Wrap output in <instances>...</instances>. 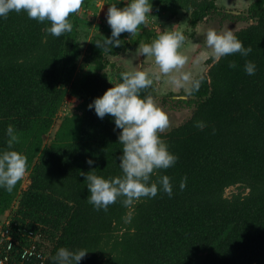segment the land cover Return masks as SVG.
I'll use <instances>...</instances> for the list:
<instances>
[{"label":"trees","instance_id":"16d2710c","mask_svg":"<svg viewBox=\"0 0 264 264\" xmlns=\"http://www.w3.org/2000/svg\"><path fill=\"white\" fill-rule=\"evenodd\" d=\"M93 3L83 0L84 7L68 18L72 31L60 37L46 31L50 22L29 19L23 11L0 18V150L11 124L19 135L14 149L26 156L29 172L26 188L22 180L12 192L0 188V218L9 219L16 239L7 264H21L20 252L31 246L44 259L33 254L22 264H53L60 247L88 250L79 264H264V0H253L237 13L216 0H152L170 18L182 11L191 28L212 20L220 26L241 23L233 33L252 51L215 64L207 58L206 71L194 77H204L199 91L185 100L177 98L186 95L183 89L161 92L155 82L142 91L178 116L188 112L160 134L177 163L152 177L168 175L173 196L158 193L130 207L119 198L107 211L88 203L80 172L105 178L122 174L120 130L88 104L121 82L120 74L133 63L127 59L124 69L117 68L110 57H129L160 33L121 35V46L107 51L95 42L111 32L95 34L81 60L88 69L77 72L79 29L92 25L88 7ZM248 60L256 65L252 76L244 71ZM229 61L237 67L230 68ZM68 100L72 111L44 144ZM197 121L206 127L197 128ZM87 159L95 164L89 166ZM234 186L237 190L226 196Z\"/></svg>","mask_w":264,"mask_h":264},{"label":"clouds","instance_id":"9594fccd","mask_svg":"<svg viewBox=\"0 0 264 264\" xmlns=\"http://www.w3.org/2000/svg\"><path fill=\"white\" fill-rule=\"evenodd\" d=\"M120 2L121 0L118 3ZM123 2V7H118V3L109 5L106 18L111 35L102 42L96 41L98 48L107 51L110 46L120 47L121 34H135L151 14L152 0ZM82 3L83 0H0V18H7L13 11H23L29 19L41 23L50 22L46 31L54 37H60L72 31L73 25L68 18L70 14L78 12ZM205 39L211 49L214 64L237 53L247 57L252 51L251 47H245L229 30L209 29ZM185 40L182 31H164L150 43L139 44L136 49L138 57L154 58L160 74L175 73L171 77L172 84L186 93L177 97L180 100H185L199 91L204 80L203 76L194 78L190 72L182 71L187 58L179 50ZM228 66L235 69L237 64L229 61ZM256 70L254 62H245L244 71L247 75H254ZM120 76L121 82L113 84L88 104V108L94 109L98 118L103 119L107 115L114 120V131L120 130L118 142L122 145L119 156L121 175L105 178L92 171L80 172L90 193L87 201L97 211H107L109 205L116 203L119 198H123L121 202L125 207H130L142 198H155L158 193L173 196V184L168 175H160L155 181L152 179L158 170L173 167L179 159L169 150L168 144L160 135L169 127L167 114L157 106L151 96L142 95V91L153 84V79L148 72L139 69L122 72ZM195 126L201 130L206 127L202 121H197ZM6 136V148L0 150V188L12 192L26 175L27 159L24 154L14 149V145L19 143V135L13 125L7 126ZM86 163L93 166L95 161L87 159ZM186 181V177L181 179V190L186 187ZM87 253L88 250L82 248L72 250L60 247L52 261L53 264H79Z\"/></svg>","mask_w":264,"mask_h":264},{"label":"rangeland","instance_id":"374dc122","mask_svg":"<svg viewBox=\"0 0 264 264\" xmlns=\"http://www.w3.org/2000/svg\"><path fill=\"white\" fill-rule=\"evenodd\" d=\"M123 1V0H121ZM218 0H216V3ZM253 0H219L220 4H223L222 7L229 9V10H234V11H238V10H245L247 8V6L250 4V2ZM119 0H94V5L92 7H88V11L89 13L92 15V25L89 27H82L81 29H79V35H78V41H79V46L81 49V54H80V58L78 60V70L77 72L80 71H87V67L84 65V63L81 61L82 60V56L85 53L86 47H87V43L89 41V39L95 35V34H101V33H108L111 32V28L109 27L108 23H107V18H106V13H107V9L109 7V5H111L112 3H118ZM219 5V4H218ZM118 7L121 6H125L124 4L121 5L120 3L117 4ZM221 6V5H219ZM81 7H84V5L82 4ZM180 16H185L184 13L181 11L179 12V17L177 18H170L168 16V14L166 13H162V11L160 10V8H158L157 6H152V11L151 14L148 15L147 17V21L146 23L142 24L139 26L138 31L135 34L132 35H137L140 32H144L145 30L148 29H152L153 31L155 30V32H159L161 30L163 31H171V30H181L183 32H186L187 35H189L191 32L194 34L193 37L195 36L196 33L197 34V39L201 44L204 41V38L206 37V32L209 29H215L217 31H225V30H229V31H234L235 29H237L241 23H232L229 21H226V23L222 24L221 26L217 23V21H209V22H201L199 23L197 26H195L194 28L189 25H187L186 23H181L180 20L182 18H180ZM176 19V21H175ZM220 30H219V29ZM194 30V31H193ZM127 34L129 33H122L121 35L123 36H128ZM195 38V37H194ZM127 59H131L133 60L132 65L127 66L128 70L130 71L131 69L137 70L139 67V62H138V57L136 52L135 53H131V55H129V57H127L125 54H120V56H115V57H110L109 60L110 62H113L115 64V67L117 68H121L124 69L123 66H125ZM151 60V58L146 59ZM111 65H107L106 66V71L109 73L111 72ZM161 92H165L164 89H162V87H160L159 89ZM68 102H70L68 100ZM72 102H70V104L65 105L63 108H61L58 112V116L54 119L53 124L50 128V130L48 131V133L44 136V144H48L50 142V140L52 139L54 132L56 131V129L58 128V125L60 123L61 117L67 113V112H71L72 111ZM158 107H160L168 116L169 118V127L177 124L180 122V120H182L184 117H186V115H188L187 111L184 113H181V115L179 114L176 115L174 112H171L169 110L171 109H167V108H163L160 105H157ZM168 108H172L171 106H168ZM29 183V172H26V175L24 176V178L22 179V188H26L27 184ZM237 189L236 187H229L226 189L225 191V195L228 196L230 195L232 192H235ZM16 206V203L14 202L13 207ZM13 210V209H12ZM4 219H8V218H0V223H2V221Z\"/></svg>","mask_w":264,"mask_h":264},{"label":"crops","instance_id":"0c3cea01","mask_svg":"<svg viewBox=\"0 0 264 264\" xmlns=\"http://www.w3.org/2000/svg\"><path fill=\"white\" fill-rule=\"evenodd\" d=\"M217 2L219 5L221 6L223 5V4H220L219 0ZM177 17H179V15L174 18H177ZM180 18H182L180 20L181 23L183 24L186 23L189 26L187 16H182V17L180 16ZM161 32H164V31L163 30L159 31V33ZM183 33L186 37V40L182 44L179 51L182 55H184L187 58V63L185 64L182 71L190 72L191 75L195 77L196 75L201 74L206 71L207 66L205 64V61L207 60V58L211 56V49L207 46L205 38L202 44L197 40L199 39L196 37L198 33L195 34L194 36L195 38L193 37L194 34L192 32L189 35H187L186 32H183ZM146 59L147 57H138V62H139L138 69L148 72L151 75L153 82H155L158 87H162V89H164L165 92H168V91L178 92L182 90V89H177L171 82V77L175 73H172L169 75L160 74L159 66L155 64L154 58H151V60H148V61ZM142 65H143V69H141Z\"/></svg>","mask_w":264,"mask_h":264},{"label":"built area","instance_id":"2783aa9c","mask_svg":"<svg viewBox=\"0 0 264 264\" xmlns=\"http://www.w3.org/2000/svg\"><path fill=\"white\" fill-rule=\"evenodd\" d=\"M9 219H4L0 223V264H7L12 260V248L15 246L16 239L12 236ZM34 246L25 247L19 255L18 263H25V259L36 254L40 260L44 259V255L36 251Z\"/></svg>","mask_w":264,"mask_h":264},{"label":"water","instance_id":"95a60500","mask_svg":"<svg viewBox=\"0 0 264 264\" xmlns=\"http://www.w3.org/2000/svg\"><path fill=\"white\" fill-rule=\"evenodd\" d=\"M233 12L237 13L236 11H233Z\"/></svg>","mask_w":264,"mask_h":264}]
</instances>
